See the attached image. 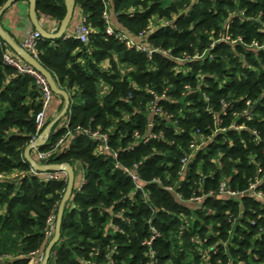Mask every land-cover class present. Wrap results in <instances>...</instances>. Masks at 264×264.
Listing matches in <instances>:
<instances>
[{"label":"trees","instance_id":"trees-1","mask_svg":"<svg viewBox=\"0 0 264 264\" xmlns=\"http://www.w3.org/2000/svg\"><path fill=\"white\" fill-rule=\"evenodd\" d=\"M78 9L89 41L42 39L37 56L71 100L40 162L76 173L47 264H264V0H76ZM37 11L59 25L67 7L37 0ZM7 51L20 58L0 36V264H39L68 180H46L25 158L42 91ZM67 121L108 134L118 158L84 134L56 148ZM135 165L146 196L124 171Z\"/></svg>","mask_w":264,"mask_h":264},{"label":"built area","instance_id":"built-area-1","mask_svg":"<svg viewBox=\"0 0 264 264\" xmlns=\"http://www.w3.org/2000/svg\"><path fill=\"white\" fill-rule=\"evenodd\" d=\"M105 3L107 4V1H105ZM104 17L108 23V27H107L106 32L108 34H113L114 29L112 28V25H111V15L108 13V11L104 12ZM90 31H91V28H89V26L86 24V19L83 16V18H82V20H81V22H80V24L76 30L75 37L83 43L88 42ZM118 37L121 40L126 41V44L128 47L136 46V48H138L139 50L147 51L150 55L153 52L152 50L147 49V47H145L143 44H140L137 40L129 39L127 37V35H125V34L120 33V34H118ZM42 39H43V37H42L41 33L39 31L33 29L32 32H30L24 38V40L22 41V43L20 45L22 48H24L26 51H28L31 55H33L34 57L37 58L38 52H39V44H40V41ZM4 60L8 64L16 67L21 74L30 75L36 79L37 84L42 91V109L36 115L37 133H36V136L34 137V139L31 143H34V142L39 141V140H43L46 144L50 139V137L48 138V136L45 134L47 131L48 125L50 124V122H48V120H47V112H48L56 94L52 90V88H51L48 80L46 79V77L39 70H37L35 67H33L32 65L27 63L25 60L23 61L21 59V57L20 58L16 57L10 51H7L4 53ZM64 127L67 129V133H66L65 137H63L62 139H60L58 141V143L56 144V148L64 145L66 143V141L74 140L80 134H84V135H87L91 139L94 140L95 146H96L95 152L97 154H99V155H110V156L114 157L115 159L118 158V152L113 150L110 147L108 134L102 133L99 130H93L91 128H86V127H81V126L77 127L76 131H73L70 129L68 121L65 123ZM51 132H52V129L50 131V135H51ZM136 134L138 135V133H136ZM205 142H206V139H202L200 144H192L191 147L193 149L198 150L201 146L204 145ZM33 150L36 152L37 158H35L31 154L32 157L39 164L48 165V164H43L41 162L46 161L50 157L52 151L43 152V151L39 150V147L38 148L35 147ZM32 169H33V172L35 174H37V175L39 174V175L44 176L45 179L48 181L49 180L50 181L61 180L65 177L67 178V180L69 179L68 172L65 169H55V170H48V171H38L35 168H32ZM124 171L133 180L134 185H135V189L137 191H141L146 196L144 184H143V181L140 177V174L138 172L136 165L133 167H125ZM84 183H86V178L84 176H82L80 179V184L78 186V189ZM225 186H226L225 183H223V186H222L223 190H224ZM253 188H254V186H253ZM167 189L170 191H175V188L173 186H168ZM73 192H74V190H73ZM73 192L71 193L69 200L67 201L66 204H68L69 201L72 199V197L74 195ZM177 194L179 195V193H177ZM57 215L53 214L48 219L49 229L47 231V236L50 239V241L55 237V234H56ZM148 244H150V243H148ZM44 257H45V252L42 255L41 262L39 264H42ZM32 262H34V260H32Z\"/></svg>","mask_w":264,"mask_h":264},{"label":"water","instance_id":"water-1","mask_svg":"<svg viewBox=\"0 0 264 264\" xmlns=\"http://www.w3.org/2000/svg\"><path fill=\"white\" fill-rule=\"evenodd\" d=\"M18 0H8L5 5L2 7L0 10V36L3 38L7 44H9L16 52L17 54L24 59L27 63L35 67L37 70H39L48 80L52 90L54 91L55 94L62 95L65 99V107L61 113V115L55 119L54 121L50 122L48 125L46 135L48 138L50 137V131L51 129L55 126V124L66 115L70 105H71V100L69 94L61 89L53 74L46 69L40 62L39 60L31 55L28 51H26L24 48L21 47L20 44L15 43L11 37L4 31L2 25H1V18L3 13L7 10L9 6H11L14 2ZM30 1V8H29V17L32 23V26L34 30H37L41 33L43 39L46 40H58L62 37H64L69 29V27L72 24L73 18L76 13V0H65L66 7H67V12L64 17V19L60 22L59 27L55 32L49 31L46 27H44L40 21L38 11H37V0H29ZM45 142L43 140L36 141L34 143H30V145L25 149V158L26 160L32 165L33 168L37 169L38 171H48V170H55V169H65L68 172V186L64 195V198L61 202L58 215H57V223H56V234L55 237L50 241L48 247L45 250V257L42 262V264H47L48 259L50 258L51 252L54 248V245L60 238V233H61V226L64 218V209L65 206L67 205V201L69 200V197L71 193L74 190L75 187V182H76V173L75 169L69 165V164H59V163H51L48 165H41L39 164L31 155V151L35 147H40L44 145Z\"/></svg>","mask_w":264,"mask_h":264},{"label":"crops","instance_id":"crops-1","mask_svg":"<svg viewBox=\"0 0 264 264\" xmlns=\"http://www.w3.org/2000/svg\"><path fill=\"white\" fill-rule=\"evenodd\" d=\"M29 8V0H18L14 2L11 6H9L2 15L1 25L4 31L11 37V39L15 43L21 44L24 38L34 29L29 17ZM82 18L83 12L78 9L75 13L72 24L66 33L67 36H71L76 33V30ZM40 21L42 25L51 32H55L59 27L58 23L49 16H42L40 18ZM109 90L110 86L108 84H102L100 87L101 96L106 94ZM63 101L64 102L62 103L61 99L58 97L53 100L47 112V120L49 122L54 121L61 115L65 107V99ZM31 264H34V262H32Z\"/></svg>","mask_w":264,"mask_h":264},{"label":"rangeland","instance_id":"rangeland-1","mask_svg":"<svg viewBox=\"0 0 264 264\" xmlns=\"http://www.w3.org/2000/svg\"><path fill=\"white\" fill-rule=\"evenodd\" d=\"M165 4L169 5L171 3H173L175 0H163ZM155 23H153L154 25Z\"/></svg>","mask_w":264,"mask_h":264}]
</instances>
